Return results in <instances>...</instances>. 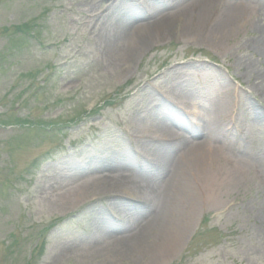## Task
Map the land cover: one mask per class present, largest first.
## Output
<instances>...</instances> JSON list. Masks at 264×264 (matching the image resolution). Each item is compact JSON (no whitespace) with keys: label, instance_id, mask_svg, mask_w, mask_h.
<instances>
[{"label":"rangeland","instance_id":"1","mask_svg":"<svg viewBox=\"0 0 264 264\" xmlns=\"http://www.w3.org/2000/svg\"><path fill=\"white\" fill-rule=\"evenodd\" d=\"M192 1L161 0L133 19V9L152 0H0V121L12 125H0V264H264V53L249 48L262 31L261 4L245 0L244 19L226 37L213 38L211 14H203L201 30L176 23V14L169 29L153 28L129 61L117 50L125 20L150 25ZM176 78L212 120L218 100L230 98L221 136L217 130L212 137L219 145L209 157L214 165L205 166L202 182L188 167L206 138L173 159L172 148L125 138L115 128L121 118L135 134L147 105L159 101L158 87ZM113 100L116 106L101 111ZM91 110L101 118L72 128L64 141L98 127L90 147L58 150L37 170L33 162L55 148L61 130ZM181 117L175 113L168 125ZM96 149L98 156L68 172L77 154ZM157 162L164 178L150 177ZM182 184L193 196L177 193ZM120 197L145 205L128 207ZM104 206L123 222L109 221ZM164 220L184 226L170 251L156 247Z\"/></svg>","mask_w":264,"mask_h":264},{"label":"bare ground","instance_id":"2","mask_svg":"<svg viewBox=\"0 0 264 264\" xmlns=\"http://www.w3.org/2000/svg\"><path fill=\"white\" fill-rule=\"evenodd\" d=\"M221 2V3H220ZM249 4L247 5V1L245 0H231L229 4L224 3L222 0H193L187 8H182L181 12L177 13H172L171 15L164 16L160 19V21L153 23V24H137V26L134 27V24H132L129 20H125L126 23L121 24L119 28H117V41L120 43V45L117 44V50L118 53L121 52V56L124 58L126 57V61H129L131 58L130 56L137 54V52L140 51V48L142 43L147 39L150 38L151 36L154 35V30L153 28L155 27H160L161 29H169L172 26V21H173V16L176 14H179L177 17H175V22L179 23L180 21L182 22V25H185V27L188 26H199L198 30H201L200 25L203 20V14H211L210 17H208L206 23L208 24H215L216 26V34L213 35V38H219V37H226L232 30H235L234 27L236 25H239V22H242L244 19L243 16H245L244 11L248 9ZM191 8V9H190ZM211 10V11H208ZM215 13V14H214ZM213 15V16H212ZM215 21L212 19H214ZM252 20V19H251ZM260 28H261V34L260 37L257 39L259 41L255 42L251 47L253 48L256 52H261L263 51L264 53V23L259 22L258 23ZM176 25V24H175ZM242 25V23H241ZM152 26V27H151ZM249 28L252 30H257L255 23H251L250 25L248 24ZM185 30V28H184ZM214 30V29H213ZM161 35V33H160ZM127 41L126 43H124ZM139 41V43H138ZM115 42V43H116ZM113 43V42H112ZM109 42V46L112 44ZM128 44V45H127ZM140 44V45H139ZM125 47V48H124ZM110 48H114L113 45L110 46ZM230 102L229 96L226 98L223 97L221 100H218L216 103L215 110L212 112L211 115H213L216 119L214 122H210L209 127L212 128L213 132L206 134L204 137L207 139V145L205 142V147L204 143L198 145L195 147L193 155L191 151V161L189 162V167L188 171H191L196 175L197 178H200V182L204 181L206 175H208V170L209 169L205 166H210L213 167V162L210 161V156L213 155V151L219 146L217 144L216 138H212L215 135V131L219 130L218 135L221 136L222 129L226 124V118H228V113H227V106ZM258 112H256V115L258 116ZM257 116L254 117V119H257ZM259 117V116H258ZM160 121L157 122L156 126H159ZM210 139V140H209ZM211 139L214 140V142L211 143ZM204 142V141H202ZM212 150V151H211ZM220 162H217V166L219 167ZM191 166V167H190ZM242 166L238 165V169H241ZM190 169V170H189ZM189 172V174H191ZM185 173L183 170H180L178 172L177 177L178 181L180 182V174ZM182 177V176H181ZM213 178V177H212ZM185 184H182L181 187L182 189H176L177 193L179 194H184L187 193V195L193 196L192 193H189L185 191ZM175 191V190H174ZM175 191V192H176ZM189 193V194H188ZM176 202H173V205H171L170 210H176L177 206ZM164 226L161 229V232H163V237L161 236V244L158 242L156 247L159 246H165V249L170 251V249H174L177 245V241H179L178 237H182L181 234L184 231V226H176L174 223H170L164 220ZM181 232H180V231ZM165 233V234H164Z\"/></svg>","mask_w":264,"mask_h":264}]
</instances>
